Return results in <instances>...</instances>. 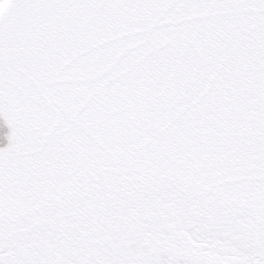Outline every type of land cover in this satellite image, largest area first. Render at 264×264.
I'll return each mask as SVG.
<instances>
[{"label":"snow or ice","instance_id":"snow-or-ice-1","mask_svg":"<svg viewBox=\"0 0 264 264\" xmlns=\"http://www.w3.org/2000/svg\"><path fill=\"white\" fill-rule=\"evenodd\" d=\"M0 122V264H264V0H0Z\"/></svg>","mask_w":264,"mask_h":264},{"label":"water","instance_id":"water-1","mask_svg":"<svg viewBox=\"0 0 264 264\" xmlns=\"http://www.w3.org/2000/svg\"><path fill=\"white\" fill-rule=\"evenodd\" d=\"M0 123H2V122H0ZM3 131L5 132V133H7V128L5 127L4 129H3ZM7 140L5 139L2 143H0V148H3V147H6L7 146Z\"/></svg>","mask_w":264,"mask_h":264}]
</instances>
